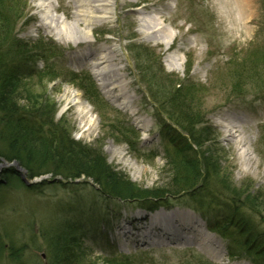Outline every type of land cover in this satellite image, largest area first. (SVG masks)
<instances>
[{
	"label": "rangeland",
	"instance_id": "rangeland-1",
	"mask_svg": "<svg viewBox=\"0 0 264 264\" xmlns=\"http://www.w3.org/2000/svg\"><path fill=\"white\" fill-rule=\"evenodd\" d=\"M37 1L10 0L0 4L4 10L12 14L13 30L10 33L12 43L19 40L30 41L32 47L28 43L29 48L33 51L38 48L35 55L41 50L53 49L52 46L69 48L64 55L55 56L57 67L67 71L72 67L76 70L91 71L100 89L98 92H101L103 98L97 97L80 80L68 78L67 81L62 76L51 78L48 72H46L47 75L45 73L42 75L41 71L37 78L27 79L29 81H26V89H23L21 104L26 105L27 103L25 94L27 99L31 96L32 99L37 100V95L42 97V110H46L49 114L54 112L56 119L63 116L62 119H65L63 122L68 125L69 132L73 133L76 140L100 149L115 170L129 176V181L141 188H164L170 181L172 173L168 171L169 165L165 159L166 147L163 141L161 142V130L159 133L160 127L157 126V122L163 120L178 131L187 134L186 123L179 115L181 113H178L175 108L169 109L166 104L162 103L166 95L169 97L170 93L178 92L177 89L181 87V95L188 96L183 97L187 100L186 106L191 105V109L199 115L208 116L206 126L213 130L210 135L205 136L208 140L204 142L203 148L218 162L217 166L221 165L220 168L230 174L229 180L225 179L229 181L228 185L234 196L239 198L245 196L244 199L250 202L255 197L259 198V203L253 201L251 204L254 208L249 205L255 213L249 216L248 225L254 232L261 233L264 230V97L252 91L264 88V0H256L255 16L257 18L245 24L240 22L239 14L235 21L225 16L216 19L217 12L222 11L220 6L212 7L208 4V1L213 3V0H200L201 2L194 4L193 0H100L102 4L99 7L102 9L98 12L108 10L107 17H95L88 21H77L75 16L77 8L73 0H54L58 13L66 17L69 27L75 25L73 31L78 36L81 29L85 31L92 27L89 34L92 41L87 43V46L85 43H80L79 49L80 52L87 48V50L98 51V53L91 54V59H87L84 65L74 58L73 49L70 50L76 47L72 40L59 39L57 31L55 32L52 26H41ZM166 1H168V8L162 10ZM192 6L196 7V10H193ZM144 9H152L148 14L150 17L157 18L152 23L154 30H157V36L152 35L142 26L140 13ZM189 20L195 22L193 27H190ZM260 20L261 26H259ZM1 26L10 30V27L5 24ZM165 28L175 35L169 47L165 44V38L159 39V36L163 37L160 34ZM100 47H104L108 52L98 50ZM105 54L110 56L112 67L120 73L119 80H123L129 95L132 96L131 101L134 107L131 110L123 111L118 102L108 97L99 80L101 77L98 76V68H95L97 70L93 68L94 64L102 60ZM173 57L177 59L173 60ZM157 62H161L160 66L156 65ZM43 64L46 65V62L39 61L35 66L39 67ZM248 81L256 85L246 83ZM257 81H261L263 87H260ZM233 82L239 84V87L242 85L240 83H243L242 89L239 90H248L244 97H234V91L231 88ZM83 86L85 89L82 88ZM189 87L194 91L189 90ZM67 89L74 90L86 102V106H89L91 111L90 116H81L78 106L69 102V98L67 99L65 95ZM36 91L38 93L35 95ZM36 100H34L35 105L40 102V99L37 102ZM234 112L245 120L241 125V130L237 132L229 131L230 126L227 127L229 119H227L228 122L222 119L224 115L232 117L231 114ZM90 118L93 119L92 124H89ZM138 118H143L148 123L150 119L153 126L149 123V128H142L136 121ZM123 120L128 121V124L123 123ZM127 128L134 132L130 129L128 131ZM128 132L135 133V136L142 135L141 140L135 142L138 146L127 140L132 136ZM144 133H150L151 138H142ZM241 136L247 138L246 141L236 143L235 141L240 140ZM247 150L252 152V156H255L258 162L253 163V166L247 164ZM154 152L158 155L153 156ZM15 162L18 161L10 163ZM7 163L0 162V166ZM83 179L84 181L77 183L79 185L77 189L84 197L77 193L75 187L71 190L70 185H65L61 179H57V183H45L46 185L34 187L32 191V188L27 189L20 180L10 178L6 186L1 187L5 190L6 197L4 199L0 197V224L10 228L12 225H19L16 235L22 239L21 242L25 241L27 236L34 234L32 238L36 237L37 243L40 242L43 247L45 239L41 238V226L56 227L54 225L56 223L58 225L67 220L73 222L76 220L67 206L69 205L67 196L79 197L75 199L77 201L85 200L88 208L93 205L90 203L92 191L95 192L96 189V192H99L100 190L94 185L92 179ZM83 182L88 185H82ZM258 189L261 191L259 197L257 196ZM8 190L9 193H7ZM192 191L193 189L191 190L193 195L176 194L179 196L168 197L166 200L153 199L154 204L145 203V205L143 202L133 203L134 201H129V199L119 200L118 197L119 201L100 197L99 205L103 206L105 211L101 217H106L108 214L112 216L111 224H108V221L103 223L96 218L93 221L91 219L92 223H89L88 228L83 232L85 244L89 245L96 255L102 252L108 254L115 252L117 247L113 241V225L118 226L125 219L129 224L135 219V213L138 211L142 214L152 213L156 209L147 206L157 205L159 209L191 210V215H194L195 219V214L200 217L198 230L202 233L209 232L208 236L213 234L217 237L220 241V245L216 247L217 250L220 252L227 250L231 239L220 234L217 229L216 232L209 229L212 221L215 223V220L223 218L226 221L228 219L225 209L227 200L221 196H210L202 189ZM51 194L59 199L53 198L54 204L49 207L46 201L52 197ZM250 194L255 197H250ZM77 207L79 208L78 205ZM98 207L94 205V208ZM197 207L204 210L212 209L209 215L205 212L209 222L201 217L197 212L199 211ZM194 208L197 211H194ZM91 210L87 212L88 215ZM215 213H218L216 217ZM211 214L214 216L211 217ZM160 215L166 217L165 214ZM195 223L194 220L192 225ZM253 224L257 226V229L252 227ZM156 226L159 225L155 223L154 228ZM237 226L235 222L234 228ZM135 229L136 233H143L140 224L136 223ZM187 232L192 231L187 230ZM229 233L233 237V247L230 253H242L244 259L235 260L223 254L225 259L220 260L214 258L213 254L201 251L198 245L190 239H175L166 246L165 244L150 247L146 245V248H143L144 251L135 250L134 253L138 252L136 255L141 252L145 253L133 264H223L222 262L224 264H264L261 256L259 259L253 258V261L248 259L245 253L248 255L250 253L245 249L246 244L240 234L231 228V225ZM117 240L118 237H116L118 243ZM26 245L28 249L31 248V252L35 251V245L31 240H27ZM40 252L42 249L36 253L35 257L43 262ZM215 253L218 252L215 251ZM102 262L99 264H105Z\"/></svg>",
	"mask_w": 264,
	"mask_h": 264
},
{
	"label": "trees",
	"instance_id": "trees-1",
	"mask_svg": "<svg viewBox=\"0 0 264 264\" xmlns=\"http://www.w3.org/2000/svg\"><path fill=\"white\" fill-rule=\"evenodd\" d=\"M8 1L10 0H0V4ZM11 17L12 14L0 5V26L5 24L10 27V30L4 26L0 28V32H3L0 34V142H4L0 144L2 145L0 160L6 162L17 160L31 175L52 172L67 180L86 177L100 186V191L114 194L125 200L154 203L153 199L164 200L167 197L179 196L176 194L193 195L192 189L193 191L202 189L213 197L221 196L227 200L225 209L228 219L216 220L213 226L231 239L230 250L233 247V237L229 233L231 225L246 244L245 249L250 255L246 253L245 255L256 259L261 256L264 259V230L256 233L248 225L249 216L255 213L249 205L253 207L251 205L253 201L259 203V198L250 194V197H255L250 202L244 199L245 196L243 198L234 196L227 181L230 174L222 170L221 165L217 166L218 162L203 148L205 136L210 135L213 128L206 125L200 127L201 123H204L205 116L192 110L191 105L186 106L185 98L188 96L181 95V87L177 89L178 92L170 93L169 97L166 95L162 99V103L169 109L175 108L178 113H181L179 115L182 120L184 119L188 130L186 135L180 133L181 137L175 140L174 149L168 151L170 155L168 171L172 172L170 181L164 188L138 187L134 182L129 181L127 174L115 170L100 149L74 139L68 125L63 122L65 120L62 119L63 117L56 119L54 112L52 115L42 110V97L37 95V100L40 99V102H37L31 96L27 99L25 94L27 103L21 104L26 81L37 78V76L34 77L37 73L31 72L36 49L33 51L28 47L27 42L21 40L12 43ZM157 63L160 64V62ZM49 75L54 78V75ZM240 84L243 85V83ZM189 90L194 91L190 87ZM37 93L38 91L35 95ZM196 124L201 132L200 147L197 139L191 136V134L194 135L191 127ZM14 180L20 179L14 177ZM260 192L258 189V197ZM5 197L6 195L2 198ZM67 206L70 208L73 205ZM197 208L206 213L212 212L211 208L209 210ZM235 222L238 225L236 228H234ZM80 224H82L81 220L74 222L67 220L58 225L56 223V227L52 230L42 228L41 238L45 239L43 247L40 242L37 243L36 237L32 238L34 234L27 236V239L21 242L22 239L16 235L18 226L7 228L0 225V264H29L27 254L31 251L26 245L27 240H31L35 247L41 246L40 249L47 255V263H41L38 260L37 264H98L97 260L85 253V248L76 236L78 231L82 230ZM252 227L257 229L255 224ZM105 264L129 263L122 260H108Z\"/></svg>",
	"mask_w": 264,
	"mask_h": 264
},
{
	"label": "bare ground",
	"instance_id": "bare-ground-1",
	"mask_svg": "<svg viewBox=\"0 0 264 264\" xmlns=\"http://www.w3.org/2000/svg\"><path fill=\"white\" fill-rule=\"evenodd\" d=\"M77 10L75 11V16L77 21L79 20H83V21H88L92 18L95 19V17H107L106 15L109 13L108 10H104V12L99 13L98 11H101V7H99L102 3L100 0H73ZM216 4H221L222 7L225 8V16L229 19L231 18L232 21L235 20V12L236 10L238 12L243 13L244 18L248 19L249 17H251V15L254 12L253 9V3L254 0H215ZM37 10H38V14L40 15V20L42 22L41 26H52L55 29V32L57 33V37L59 39H63L64 41H68V40H72L74 42L75 45H78L80 42H88L90 43V38H89V34L92 31V27H89L88 30H83L81 29V32H79V36L76 32L73 31V28L75 27V25H72L69 27V24L67 22L66 17L63 16V14H59L57 11V8L54 5V0H38L37 1ZM100 8V9H99ZM107 9H109V7H107ZM149 10L146 9L144 12H141L140 15L142 16L141 21L142 22V26L143 28L149 30L150 33H152V35L157 36V30H154L153 27V20H157L156 17H150V15L148 14ZM230 14V16H229ZM91 28V29H90ZM158 28H160L158 26ZM153 29V31L151 30ZM163 37L159 36V39L165 38V44L167 45V47H169L171 45V43H173V40L175 39V35L173 34V32L168 31L166 28L162 29L161 34ZM68 39V40H67ZM98 50L106 51L107 50L104 49V47H100L98 48ZM89 50H87L86 52H88ZM98 51H93L92 54H97ZM176 58L173 57V60H176ZM98 65V70H99V75L101 77L100 81H102L103 83V89H105V93L108 94V97L111 98L113 101L118 102V105H120L121 109L127 110L128 107H134L132 101H131V97L129 95V92L127 90V86L123 83V80H119L118 75L120 74L119 71L117 69H114L112 67V63H110V56H108V54L103 55L102 60H100L99 62L96 63ZM103 68L100 70V68ZM36 69V66H34V70ZM262 78V77H261ZM261 81H258V83H260ZM246 83H249L250 85H253L251 81H248ZM234 85V84H233ZM232 85V87H233ZM231 87V88H232ZM66 98H69V102L73 103L74 105L78 106V111L81 113V116H90V110H89V106H86V102H84L82 100V98L80 97V95H78L74 90L71 89H67L66 90ZM231 114V113H230ZM232 117H226L225 115L223 116V120L228 122L227 119L230 120V122L227 124V127L230 126L229 131H234L237 132L239 130H241V125L243 124V122H245L244 118H239L238 116H236L235 114H231ZM82 117V118H84ZM28 119V118H26ZM20 120V119H18ZM23 119H21L20 121H22ZM204 123H201L200 127L206 125V123H208V116L205 115V118L203 119ZM93 119L90 118V122L89 124H92ZM136 121L138 122L139 126H142L143 128L146 127L149 128V123L151 126H153L152 121L149 119V123L147 121H144L143 118H138L136 119ZM140 121V124H139ZM170 124V123H169ZM169 124H167L166 122H164L163 120L158 121L157 122V126H159V133L161 130V142L163 141L164 143V147L166 150L167 155L165 156L166 162L169 163V153L168 151H171L174 149V145H175V140L176 139H180L181 134H184L183 132L179 131L174 128L173 126H170ZM198 124H196L195 126L191 127L192 131L194 132V135L191 134V136L197 141L198 146H201L200 143V137H201V132L198 129ZM87 128V127H84ZM145 129V130H146ZM232 136L234 134H231ZM141 134L137 135V136H133V137H129L128 141H131L130 143H135L141 140ZM142 138H146V139H150L151 138V134L150 133H144ZM247 138H245L244 136H241L240 140L235 141L236 143H243V141H246ZM153 140V138H152ZM208 140L204 139L203 141V145L204 142L206 143ZM2 143H4L3 141H1ZM0 142V144H1ZM2 145H0V148ZM135 146H138V144H136ZM246 161L247 164L253 166V163H258L256 161V157L252 156V152L250 150H247L246 152ZM171 167V166H170ZM12 168L11 165H9L8 163L6 164V169H10ZM172 173V172H171ZM80 181H84V179L82 177H77ZM43 183H50L53 184L49 179H44L42 181ZM70 183V189L73 190V188L75 187L77 189V187L79 186L78 184H75L74 182H72V180L69 182ZM74 184V187H73ZM87 184L86 182H83L82 185ZM88 185V184H87ZM82 187V186H81ZM98 189H101L100 186H97ZM82 189V188H80ZM93 192L92 195V201L90 202L91 205L89 208L86 205L85 200H75L76 198L79 199V197H74L71 198L69 196H67V199L69 201V205H73L72 207L69 208L70 211L73 212V216H75L76 220H78V216H82V230L87 229L86 228V224L87 223H92L91 219H93V216L96 217V219H101L104 223H106L108 221V224H111V220L110 218H112V216H109V214L105 217H101V215H103L102 213H104V208L103 206L101 207L99 205L98 199L100 197H108V198H112V199H116L118 200L117 196L111 193H107V192H103V191H99ZM77 193L84 197V195L82 193H80L77 189ZM51 198L47 199L46 203L49 205V207L53 206V201L52 199H59L58 197L56 198V195H52L51 194ZM64 199V198H62ZM120 199V198H119ZM75 200V201H74ZM88 201V200H86ZM119 201V200H118ZM77 205L79 206V208L77 207ZM94 205H98V208H94ZM94 208V210L90 211V215L87 214V212ZM122 208H120L121 210ZM137 213H141V212H137ZM163 212L159 213L162 214ZM193 213V212H192ZM177 215H181L182 218H191L194 215H191V211L189 210H185L183 208H174V210L169 211L164 219L165 225H160L156 226L155 229L151 230V232L155 231V230H160L159 234L154 235V237H163L164 233L166 234V238L168 239H176L179 238L178 236H175L174 231L171 232L172 230H168V229H175L176 225L179 227V222H177ZM161 216V215H160ZM160 216H157V218H159ZM195 217H193L195 219V224L192 225V223H186V225L184 224V226L182 227L183 229H185L186 231H192L191 233L193 234V236H197L198 237H190V238H186V237H181V239L186 240V239H190L193 242H195L202 250H206V248L203 246L204 244L211 247H218L220 245V241L217 239V237L215 235H211L208 236V233H202L201 231H198V221L200 222L201 220L199 219L200 217L197 216V214H195ZM155 217V216H154ZM75 220V221H76ZM113 220V219H112ZM110 222V223H109ZM113 224V223H112ZM204 225V224H203ZM14 225H12L11 227H13ZM19 226V225H17ZM200 226V225H199ZM6 227V226H3ZM8 228V227H7ZM167 231V232H166ZM127 232H131V230H127ZM210 234V233H209ZM201 239V240H199ZM203 240V241H202ZM199 241L201 243H199ZM183 243V242H182ZM41 246L35 247V251L33 252H29L27 254L28 256V263L29 264H37L38 263V259L35 257L36 253H38V251L40 250ZM209 248V247H208ZM31 249V248H29ZM217 249V248H216ZM213 256H215L214 258L220 259V260H224L225 256L227 253H225V251H221L218 253H215V251L212 253ZM216 254V255H215ZM224 254V255H223ZM222 262V261H221ZM224 264V262H222ZM228 264V263H226ZM246 264V263H243Z\"/></svg>",
	"mask_w": 264,
	"mask_h": 264
},
{
	"label": "water",
	"instance_id": "water-1",
	"mask_svg": "<svg viewBox=\"0 0 264 264\" xmlns=\"http://www.w3.org/2000/svg\"><path fill=\"white\" fill-rule=\"evenodd\" d=\"M2 166L4 167V169H6V164H5V165H2ZM12 167L14 168V171H15L16 173H19V174L21 175L22 179H23L25 182L30 183L29 180L27 179L26 175H25V173H26L25 170H23L18 164H14V165H12ZM0 168H2V167L0 166ZM4 169H1V170H0V173H1ZM3 181H4L3 179H0V183L3 182Z\"/></svg>",
	"mask_w": 264,
	"mask_h": 264
}]
</instances>
